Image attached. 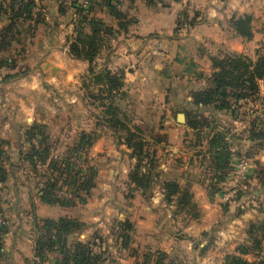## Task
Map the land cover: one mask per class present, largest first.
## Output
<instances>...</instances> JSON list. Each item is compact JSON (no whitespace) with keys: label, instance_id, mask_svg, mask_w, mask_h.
<instances>
[{"label":"rangeland","instance_id":"rangeland-1","mask_svg":"<svg viewBox=\"0 0 264 264\" xmlns=\"http://www.w3.org/2000/svg\"><path fill=\"white\" fill-rule=\"evenodd\" d=\"M165 3L168 0H157L156 5L152 6L156 17L161 16V10L167 7ZM143 6H148L145 0H124L118 9L127 18L118 20L106 6L97 5V0H91L82 15L76 14L73 17V34L68 43L75 38L76 28L80 25H84L85 31H91L89 21L80 23L83 17L88 20L96 17L105 23L102 34L106 47L103 50L107 57H113V62L106 68L124 74V86L119 94H112L113 97L108 98V93L101 90L89 70L74 88L76 90L81 85V92L76 97L87 102L89 108L85 109V115L90 120L89 125L100 129L101 134L112 136V148L117 156L111 159L106 154L101 156L89 152V147L79 148L76 123L74 126H67L63 139L48 141L50 153L46 160H28L26 154L30 151V143L26 142L28 147L24 160L32 170H37L41 176L46 177L47 182L56 185L54 198L65 205L80 201L78 194L81 193L83 198L93 191L94 187L82 192L77 185L88 179L89 168L95 170L96 166L113 168L118 173L115 181L120 183V187H125L127 195H132L137 188L131 182V173L135 172L139 162L133 156L136 149L128 147L125 142L128 133L114 131L110 127L108 119L111 116L106 114V110L113 103L120 108L121 120L137 135L135 139L143 140L140 171L146 175L145 183L148 185L146 189L140 188L144 198H157L161 194L165 198L163 183L169 180L178 181L192 195L190 204L183 210L178 207L176 198L174 202H170L173 206L169 207L170 214H177L174 226H167V231H173L177 235L185 228L192 227L190 230L193 236L188 239L192 242L190 253L183 252L166 262L165 257H162V263L236 264L234 257L246 259L249 264L264 261V80H259L258 93L240 102L231 100V109L203 107L197 105L194 98L196 91L206 90L211 85L210 77L215 70L214 57L241 54L253 62L264 57L263 26L255 22L251 14H244L242 16H252V36L247 38L236 32L239 40L233 46L224 47L204 40L182 42L183 32L177 28L178 33L174 34L175 30L171 39L167 36L172 31L147 33L133 41L130 49V39L138 38V17ZM90 7L93 10L90 11ZM103 7L106 8L104 13ZM183 21L185 17H180L179 27ZM122 23L126 25L123 26ZM107 27H112L113 30ZM25 29L29 31L27 27ZM21 33H24L23 29L20 32L17 26L9 36L22 37ZM25 38L24 36L22 39ZM129 67L138 71L135 77L126 75ZM225 92L229 90L225 89ZM104 97L107 98L103 99ZM65 108L61 111L63 117L73 120L81 118L77 109ZM233 109L238 110L237 116L233 115ZM179 114L185 116L183 121L178 119ZM189 121L198 122V127L192 128ZM87 132L94 137L97 133L96 130ZM217 140L229 151L228 168L224 170L226 174L222 180L217 178L218 173L222 172L217 169L214 162L215 150L212 149L213 142ZM39 142L37 139L32 140L35 146L42 149ZM241 156L250 160V180L239 188L238 195L230 202H221L219 194L228 186L233 165ZM102 177H97L96 181L111 180L108 174ZM164 201L165 205L169 204L166 199ZM159 208L161 204L155 205V215L161 217ZM83 225L92 228L90 233L94 231L91 222ZM109 226L113 227L114 233L110 241L105 239ZM99 230L100 234L96 233V236L94 234L87 240L96 244L94 251L101 253L103 264H157L161 261L160 253L147 252L141 239L137 238L130 245L129 239L123 237V232L132 233L131 230L119 225L117 221L112 223L110 220L97 231ZM257 240L261 241L260 249H255ZM106 244L111 246L110 253L102 249ZM241 247H247L249 253L242 254Z\"/></svg>","mask_w":264,"mask_h":264},{"label":"crops","instance_id":"crops-1","mask_svg":"<svg viewBox=\"0 0 264 264\" xmlns=\"http://www.w3.org/2000/svg\"><path fill=\"white\" fill-rule=\"evenodd\" d=\"M8 1L5 0L8 14L0 19V140L3 142L1 162L4 170L0 208L9 224L1 237L0 264H61L63 255L58 246L45 249L43 257L36 254V243L45 221L60 217L93 224L92 233V228L83 226L81 230L70 234L67 237L68 247H72L76 241H86L92 235L100 234L101 231L97 230L112 220V223L117 221L131 230L132 233L123 232V237L129 239L130 245L139 238L147 252L161 253L165 262L183 252L190 253L192 242L188 239L193 236L192 227L185 228L178 235L167 231L168 227L174 226L177 213L170 214L169 207L173 206L170 203L165 205L164 194L145 199L143 191L137 188L132 195H127L125 187H120V183L115 181L118 173L110 166L95 167V186L81 202L75 199L76 203L65 205L44 198L48 179L37 170H32L24 160L28 147L27 132L34 125H42L48 141H53L55 138L63 139L67 126L77 123V136L82 131L97 132V140L89 152L101 156L106 154L111 159L117 155L112 148V136L101 134L100 129L89 125L90 120L85 115V109L89 108L87 102L76 97L81 92V85L76 90L74 86L80 83L82 77H86L90 63L73 56L69 51L75 10L59 0H37L32 14L16 21V27L20 32L22 29L24 31L22 37L16 35L8 45L1 46V33L11 21ZM165 4L167 7L157 17L152 7H142L136 32L138 38L130 39V49L133 41L147 33L172 31L167 36L171 39L175 30L174 34L178 33L177 28L183 32L182 42L204 40L224 47L233 46L238 44L239 39L231 26V19L244 14H251L264 29V0H168ZM102 10L104 13L106 8ZM180 17H185V21L179 27ZM24 36L29 38L24 40ZM104 52L94 64L96 72L113 62V57H107ZM131 68L129 71L127 68L126 75L138 74L137 70ZM65 107L77 109L81 118L73 120L63 117L61 111ZM105 174H108L110 181H96L97 177L103 178ZM157 204H161L158 209L161 217L155 215ZM112 228L109 226L105 233L108 241L114 234ZM110 248L106 244L102 249L110 253Z\"/></svg>","mask_w":264,"mask_h":264},{"label":"trees","instance_id":"trees-1","mask_svg":"<svg viewBox=\"0 0 264 264\" xmlns=\"http://www.w3.org/2000/svg\"><path fill=\"white\" fill-rule=\"evenodd\" d=\"M60 2L63 4L62 1ZM123 2L124 0H101L97 2V4L106 6L114 18L121 20L127 18V15L118 9ZM145 2L148 6L152 7L156 5L157 0H145ZM8 3L10 6L11 21L1 33V46L8 45L10 41L15 38L14 35H9L16 30V21L21 17L23 18L31 15L36 7V1L25 2L24 0H10ZM5 6V0H0V19L8 14V9ZM71 7L75 10L76 14L79 15H82L83 11L86 9L78 4V0H73ZM91 10H93V7H90V11ZM88 21L91 24V31H85L83 28L84 25L77 27L76 36L70 41L69 51L73 56L90 63L89 70L91 77H93L102 91L108 93V98H110L111 96L113 97L112 94H119V92H121V89L124 86V74L117 73L109 68H105L99 72L95 71L94 64L97 62L98 58L103 53V49L106 47L105 38L102 34V28L106 25L96 17H93L91 20H88L87 17H83L80 23H87ZM251 22V15L233 17L231 19V25L234 30L241 36L247 38L252 36ZM121 25L124 26L126 24L122 23ZM107 28L113 30L112 27ZM213 63L215 70L210 77L211 85L206 90L196 91L194 93L197 105L203 107L214 106L217 110L231 109V100L240 102L241 100L249 98L259 92V80H264V57H260L258 61L253 62L244 55L235 54L234 56L230 55L224 58L214 57ZM225 89H228L229 92H225ZM105 98L107 97H104L103 99ZM232 113L234 116L239 114L237 109H233ZM106 114L111 116L108 121L111 122L110 127L113 128L114 131L122 130L128 133L125 142L128 147L133 148L134 150L136 149L133 156L137 158L139 162L138 165H136L135 172L131 173V182L136 188L146 189L148 186L145 183L146 175L140 171L142 167L141 162L143 160V140H136L135 137H137V135L131 132V129L126 122L121 120L119 117L121 114L119 106H115L111 103L106 110ZM189 125L192 128H197L198 122L189 121ZM33 139L40 140V146H43V148L41 149L40 147L35 146L32 143ZM27 141L30 143V151L26 154L28 160L34 162L36 158H41L42 160L48 158L50 147L48 146V137L44 132L42 125H34L28 130ZM95 141L96 135L94 137L92 133L82 131L79 135L78 147L90 148ZM219 141L220 140L213 142L212 149L215 150L214 162H216L217 169L222 172V174L218 173L219 175L217 178L222 180L225 178L226 174L224 170L228 168L229 151L226 146L223 143L221 145ZM2 147L3 142L0 140V177L4 182V170L1 162V158L3 157ZM69 165L70 164H67V166ZM89 170L90 174L88 179L82 180L77 185L78 189L82 192L89 191L95 186L94 179L97 172L92 168H89ZM163 186L167 202H174V198H176L180 210L185 209L190 204L192 195L190 194L189 189L181 187L178 181L169 180L163 183ZM55 188L56 185L48 181L47 187L44 189V198L48 201L58 202L54 198L55 195L53 192ZM90 193L91 192H89V194ZM77 196L79 199L85 200L82 198L81 193ZM125 225H127V222H125ZM83 226L84 225L79 221L69 217H60L57 220L45 221L41 235L36 243V254L43 257L45 249H52L53 247L58 246L63 255L61 264H101L103 261L101 253L94 251L96 244L91 242V240L76 241L72 247L67 246V237L70 234L81 230ZM2 234L3 233L0 234V254L3 245L1 238ZM260 247L261 241L257 240L255 249H260ZM240 250L244 255L249 253L247 247H241ZM160 255L161 261L157 264H163L162 257H164V255L161 253ZM234 259L236 264H249L246 259H242L241 257H234ZM254 264H264V261H259Z\"/></svg>","mask_w":264,"mask_h":264},{"label":"built area","instance_id":"built-area-1","mask_svg":"<svg viewBox=\"0 0 264 264\" xmlns=\"http://www.w3.org/2000/svg\"><path fill=\"white\" fill-rule=\"evenodd\" d=\"M25 2L37 1V0H24ZM64 4L72 5L73 0H60ZM91 0H78V4L87 8L90 5ZM24 18V17H23ZM24 21V19H22ZM49 174V173H48ZM251 176V164L250 160L245 156H241L233 165V172L228 177V186L221 190L219 198L221 202H230L238 195L239 188L247 183ZM3 189V181L0 177V199ZM8 219L4 212L0 208V234L8 227Z\"/></svg>","mask_w":264,"mask_h":264},{"label":"water","instance_id":"water-1","mask_svg":"<svg viewBox=\"0 0 264 264\" xmlns=\"http://www.w3.org/2000/svg\"><path fill=\"white\" fill-rule=\"evenodd\" d=\"M178 119H179L180 121H183V120L185 119V116H184L183 114H179V115H178Z\"/></svg>","mask_w":264,"mask_h":264}]
</instances>
